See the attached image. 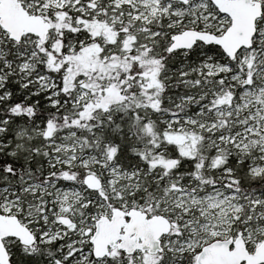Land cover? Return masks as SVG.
Returning <instances> with one entry per match:
<instances>
[{
	"label": "snow or ice",
	"instance_id": "obj_1",
	"mask_svg": "<svg viewBox=\"0 0 264 264\" xmlns=\"http://www.w3.org/2000/svg\"><path fill=\"white\" fill-rule=\"evenodd\" d=\"M0 264H264V0H0Z\"/></svg>",
	"mask_w": 264,
	"mask_h": 264
}]
</instances>
